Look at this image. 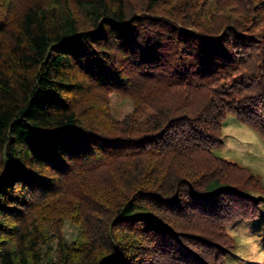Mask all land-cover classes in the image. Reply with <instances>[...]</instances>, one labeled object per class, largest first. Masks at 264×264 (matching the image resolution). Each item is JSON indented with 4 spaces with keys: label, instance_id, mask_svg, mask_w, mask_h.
I'll use <instances>...</instances> for the list:
<instances>
[{
    "label": "trees",
    "instance_id": "16d2710c",
    "mask_svg": "<svg viewBox=\"0 0 264 264\" xmlns=\"http://www.w3.org/2000/svg\"><path fill=\"white\" fill-rule=\"evenodd\" d=\"M228 113L264 139V0H0V264H225Z\"/></svg>",
    "mask_w": 264,
    "mask_h": 264
},
{
    "label": "rangeland",
    "instance_id": "374dc122",
    "mask_svg": "<svg viewBox=\"0 0 264 264\" xmlns=\"http://www.w3.org/2000/svg\"><path fill=\"white\" fill-rule=\"evenodd\" d=\"M110 114L121 120L131 110V102L114 93L108 95ZM226 161L248 168L259 177L264 186V139L249 126L238 121L234 114L225 115L222 126V144L212 150ZM226 231L235 239V248L229 252L225 264H264V202L258 216L243 221L236 220L227 225ZM77 225L64 221L60 238L67 244L79 237ZM51 238V248H44L42 254L56 259V240Z\"/></svg>",
    "mask_w": 264,
    "mask_h": 264
}]
</instances>
